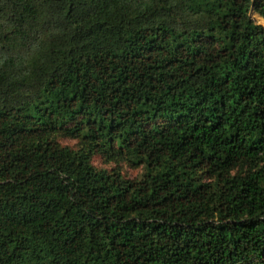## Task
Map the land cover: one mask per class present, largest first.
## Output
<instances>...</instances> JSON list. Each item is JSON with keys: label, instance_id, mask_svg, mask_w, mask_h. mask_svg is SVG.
I'll return each mask as SVG.
<instances>
[{"label": "trees", "instance_id": "obj_1", "mask_svg": "<svg viewBox=\"0 0 264 264\" xmlns=\"http://www.w3.org/2000/svg\"><path fill=\"white\" fill-rule=\"evenodd\" d=\"M0 264H264V0H0Z\"/></svg>", "mask_w": 264, "mask_h": 264}, {"label": "rangeland", "instance_id": "obj_2", "mask_svg": "<svg viewBox=\"0 0 264 264\" xmlns=\"http://www.w3.org/2000/svg\"><path fill=\"white\" fill-rule=\"evenodd\" d=\"M252 18L254 20H257L255 16H253ZM63 143H64L63 145L68 144L69 147L75 146V142L67 141ZM92 163H93V166L97 168L98 170H110L116 167V164L107 162L104 158L100 157L97 154H94L92 158ZM120 169L122 170L123 174L129 178H135L140 173L139 170L132 169L126 165L120 166Z\"/></svg>", "mask_w": 264, "mask_h": 264}]
</instances>
